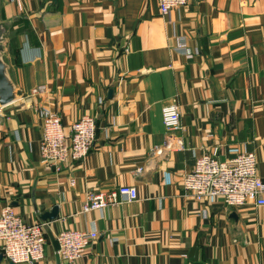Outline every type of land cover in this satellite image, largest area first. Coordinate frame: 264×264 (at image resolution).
<instances>
[{
	"label": "crops",
	"instance_id": "crops-1",
	"mask_svg": "<svg viewBox=\"0 0 264 264\" xmlns=\"http://www.w3.org/2000/svg\"><path fill=\"white\" fill-rule=\"evenodd\" d=\"M0 44L14 91L0 103V207L44 223L46 238L42 258L17 264H264V204L198 201L181 185L202 153L253 152L264 181V0H188L165 14L156 0H0ZM166 105L179 112L173 131ZM45 110L66 131L94 117L82 159L41 161ZM123 184L135 199L82 210ZM65 228L97 233L70 263L52 242Z\"/></svg>",
	"mask_w": 264,
	"mask_h": 264
},
{
	"label": "built area",
	"instance_id": "built-area-1",
	"mask_svg": "<svg viewBox=\"0 0 264 264\" xmlns=\"http://www.w3.org/2000/svg\"><path fill=\"white\" fill-rule=\"evenodd\" d=\"M160 13L185 5L188 0H156ZM178 49L187 54L184 36L178 38ZM43 84L32 88V93L44 91ZM162 120L166 131L180 127L179 112L175 105L162 108ZM96 122L91 115L74 120L66 131L60 116L50 110L42 113V133L39 155L47 166L60 168L69 161L82 159L94 143ZM253 152L244 151L228 159L202 153L196 157L193 167L181 179L183 191L201 201L204 198H221L228 206H239L251 201L264 204V181L256 173ZM137 197L135 186L123 184L109 191L91 192L82 205L83 211L115 204ZM97 236L94 230L65 228L58 232L57 252L67 262L80 257ZM0 242L4 257L14 264L32 262L44 255L46 238L44 223H27L10 206L0 207Z\"/></svg>",
	"mask_w": 264,
	"mask_h": 264
},
{
	"label": "water",
	"instance_id": "water-1",
	"mask_svg": "<svg viewBox=\"0 0 264 264\" xmlns=\"http://www.w3.org/2000/svg\"><path fill=\"white\" fill-rule=\"evenodd\" d=\"M1 49L2 46L0 44V51ZM13 97H14L13 87L6 76L4 64L0 58V103L1 104L8 103L13 99ZM55 214H56V208H54L52 212H48L44 214L42 218L52 219L54 218ZM52 242L54 247L58 249L57 239L53 238ZM9 264H14V263L9 261Z\"/></svg>",
	"mask_w": 264,
	"mask_h": 264
}]
</instances>
